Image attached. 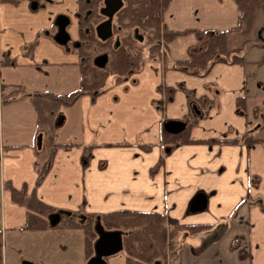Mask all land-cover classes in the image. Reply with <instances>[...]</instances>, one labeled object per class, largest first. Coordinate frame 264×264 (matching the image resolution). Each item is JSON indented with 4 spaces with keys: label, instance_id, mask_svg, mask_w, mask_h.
Returning <instances> with one entry per match:
<instances>
[{
    "label": "crops",
    "instance_id": "crops-1",
    "mask_svg": "<svg viewBox=\"0 0 264 264\" xmlns=\"http://www.w3.org/2000/svg\"><path fill=\"white\" fill-rule=\"evenodd\" d=\"M35 1L33 13L27 1L0 2V56L7 53L14 64L47 59L77 65L74 54H64L51 37L40 36L57 12L51 2L66 12L76 10V0ZM238 18L233 0H167L161 27L179 34L163 44V60H146L119 82L107 77L95 95L84 91L65 106L67 113L56 117L49 132L67 124L65 135L50 139L46 147L49 135L40 130L23 142L4 144L0 137V233L4 244L24 249L20 262L37 264L42 258L44 264H85L92 254L84 251L82 230L70 224H80L85 215L129 210L164 216L173 234L163 264H264V143L244 142L264 138V116L253 104L258 88L248 91L242 58L214 62L205 73L179 67L190 49L203 46L196 32L233 30ZM240 98L243 103L237 105ZM191 103H197L199 114ZM166 120L185 121L186 127L167 134L162 131ZM51 150L50 166L34 188ZM6 183L25 187L27 194L34 191L40 202L58 211L54 225L25 228L26 210L11 201ZM197 194L204 196L205 206L192 211ZM105 260L125 264V255L119 251Z\"/></svg>",
    "mask_w": 264,
    "mask_h": 264
},
{
    "label": "trees",
    "instance_id": "trees-1",
    "mask_svg": "<svg viewBox=\"0 0 264 264\" xmlns=\"http://www.w3.org/2000/svg\"><path fill=\"white\" fill-rule=\"evenodd\" d=\"M239 9L238 24L235 29L224 32L211 33L196 32V36L203 46L199 51L190 49L188 59L179 63V67L192 74L205 73L210 65L214 62L225 61L221 54L228 50H239V47L229 49L226 43V37L232 33L238 32L242 37L240 45L249 40V35L254 30L256 14L260 11L264 16V0H233ZM10 4H16L17 0H0ZM100 0H78V11L82 12L90 9L92 16L96 15V9ZM167 0H126V3L118 14L117 22L125 28H136L140 30L147 45L146 54H144L142 46H136L138 40L126 35L120 39L119 43L110 45L105 42H96V46L109 48V60L105 67L96 68L89 64L88 59L84 57L86 52L78 49V54L83 56L77 61V67L80 74L79 85L74 91L63 94H51L49 92H33L25 93L22 87L11 85V90L0 93V105L9 102L17 96H25L36 113L35 122L43 124L49 132H53L55 128L56 117L62 107L72 104L84 91L90 90L92 95L103 90L105 80L111 77L113 82H119L128 75L137 72L144 61L151 59L163 60L162 47L165 42L179 34L178 32L167 31L161 27V12L166 6ZM85 22L81 21L79 26H84ZM90 26V25H89ZM185 32V31H184ZM181 32V33H184ZM139 35V34H138ZM35 44L30 43L28 50ZM240 60V59H239ZM233 59L230 62H237ZM14 60L3 53L0 56V65H13ZM8 85L0 82V89H5ZM167 100V99H166ZM243 103V98L238 99L236 104ZM193 105L192 103L190 104ZM194 105L196 106L197 103ZM202 106V103H198ZM197 107V106H196ZM206 109L201 111V116L206 114ZM166 135V134H164ZM244 142H261L264 138L246 137ZM56 146V145H54ZM53 150L46 157L41 168L37 171V177L34 188L40 184L45 176L52 157ZM5 189L10 193V199L13 203L22 206L26 210L25 228L33 230L43 229L47 223L44 220L55 211L48 208L40 202L34 191L26 193L25 187L15 189L8 183ZM94 215H85L80 224L71 223L72 227H79L83 232V244L85 253L92 254L91 242L95 238L92 229L94 223ZM100 223L106 230H120L122 235V251L125 255V264H163L161 258L164 251L170 246V238L173 232L166 229L164 225V216L154 212H138L129 210H119L111 213L100 215ZM124 238V239H123Z\"/></svg>",
    "mask_w": 264,
    "mask_h": 264
},
{
    "label": "rangeland",
    "instance_id": "rangeland-1",
    "mask_svg": "<svg viewBox=\"0 0 264 264\" xmlns=\"http://www.w3.org/2000/svg\"><path fill=\"white\" fill-rule=\"evenodd\" d=\"M19 2L27 1L28 7L30 9V4L33 0H18ZM51 6L54 9H57L56 14L52 15L50 28L48 30L43 29L40 33V36H49L52 39L57 31V26L55 24L56 17L58 15H64L69 19V22L65 28L66 32L69 34V38L65 44L55 43V45L61 49L64 54H74L78 58V60L82 59L83 56L77 54L78 46L82 47L85 50L86 42L88 39V35L86 30L83 29L84 26H78L76 23L75 11L68 8V11L64 12L61 7L62 4L51 2ZM40 7H48L44 2H40ZM36 9L32 11L35 12ZM39 13V11H38ZM254 30L249 35V40L246 43L240 45L242 37L236 33H232L226 37V43L229 49H233L235 47H239V50H228L221 54V57L225 60H233V59H243L244 66L246 69L247 75V83H248V91H252L253 88L257 89L259 96H257L256 100H252L259 106L260 112L263 113L264 116V16L258 11L256 14ZM100 16L96 18V20H100ZM40 21V19L38 20ZM31 25V24H29ZM122 31L118 34H128L131 33L132 28H123L121 26ZM259 32V33H258ZM137 33L140 35L144 34L137 30ZM259 36H258V34ZM142 38V37H141ZM54 40V39H53ZM145 39L143 38L136 42V46L143 47V53L146 54ZM94 48V46H93ZM93 51V50H92ZM96 51V50H95ZM93 51V53L89 56L88 62L92 63L93 57L98 53ZM152 60V59H151ZM28 62V64H26ZM34 62V63H31ZM79 71L76 64L74 65H62L51 63L47 59H41L40 61L32 60V61H17L16 64L11 66H4L0 68V81L4 84L8 85H17L22 87V90L25 93H33V92H49L51 94L63 95L68 94L74 91V88L77 87L79 83ZM107 79L105 81H109ZM11 88L7 87L5 89H0V93H6L10 91ZM259 97V99H258ZM249 104V103H248ZM26 107H28L29 111H27ZM68 109L62 107L59 111L57 117L62 116V114L67 113ZM248 111V107H247ZM34 109H32L31 104H29L27 98L25 96H17L14 99L10 100L7 103L0 105V137L4 144H7L11 141L13 142H23L26 137L35 130H40L46 132L47 136L45 138V147L47 146L48 141L56 140V138H61L65 135L66 130L69 129L64 125L60 130H57L55 134L49 133L47 127L43 124L34 123V116L36 119V113L34 114ZM73 115V113H72ZM264 118V117H263ZM262 120V119H260ZM262 122V121H261ZM264 124V120H263ZM74 128V127H73ZM74 130H76V125ZM40 133H37L39 135ZM36 135V138H37ZM14 136V138H12ZM35 138V141H36ZM75 139V137H74ZM73 140V139H72ZM76 140V139H75ZM78 141V140H77ZM44 152H42L43 158ZM66 216L62 215V221L65 222ZM49 220H46V222ZM0 263L1 264H20L21 256H24V249L19 247H9V244L6 242L4 244L3 235L0 233ZM124 239V238H123ZM6 241V240H5ZM91 242V249H92ZM72 246V245H70ZM69 246V247H70ZM62 250H65V246L62 247ZM71 248L67 249V254L72 252ZM123 252L122 250H120ZM88 259V258H87ZM86 259V260H87ZM37 264H44L42 258L36 260ZM86 262V261H85ZM51 264V263H49ZM53 264V263H52Z\"/></svg>",
    "mask_w": 264,
    "mask_h": 264
},
{
    "label": "water",
    "instance_id": "water-1",
    "mask_svg": "<svg viewBox=\"0 0 264 264\" xmlns=\"http://www.w3.org/2000/svg\"><path fill=\"white\" fill-rule=\"evenodd\" d=\"M32 3V2H31ZM121 6V0H102V7L99 13L105 17L103 21L98 22L94 27V32L97 38L105 40L111 36L110 18ZM36 4H30V9H35ZM57 31L54 35V42L64 44L68 40V34L65 31V26L68 24V18L64 15H58L55 20ZM107 62V55L102 53L97 55L92 63L95 67L102 68ZM195 114L199 111L194 105L191 106ZM186 127V122L182 120H166L162 123V131L176 135L181 133ZM41 143V135H37L36 147L39 149ZM205 198L202 194H197L190 202V210L196 211L204 208ZM57 214H52L48 217L51 225H54V219ZM95 238L92 243V255L86 260L85 264H107L105 258L119 252L122 249V235L120 230H106L100 223L98 217L95 218L92 225ZM20 264H33L30 261L22 260Z\"/></svg>",
    "mask_w": 264,
    "mask_h": 264
},
{
    "label": "flooded vegetation",
    "instance_id": "flooded-vegetation-1",
    "mask_svg": "<svg viewBox=\"0 0 264 264\" xmlns=\"http://www.w3.org/2000/svg\"><path fill=\"white\" fill-rule=\"evenodd\" d=\"M78 0H76V10H75V16H76V23L78 24L79 26V23H81V21H84L85 22V25L83 27L84 30H86V33L88 35V39H87V42H86V47H85V52H86V55L84 57H86L87 59L89 58V56L93 53V51L96 53V51H99L94 57L93 59L97 56V55H100L102 53L106 54L107 55V62L109 60V48L107 46H104V47H99V46H96V42L97 41H100V42H105L110 45V47L112 45H115L116 43H119L120 42V39L126 35H131L132 38L136 39V40H141V36L138 35L137 33V29L136 28H132L131 29V33H128V34H118L117 36V33H119L120 31L124 30L121 28V25H119V23L117 22L118 20V14L120 13V11L122 10V8L124 7L125 3H126V0H121V6L120 8L114 12V14L111 16L110 18V22H111V36L105 40H100L99 38L96 37L95 35V32H94V27L95 25L100 22V21H103L105 19V17L103 15H101L99 13V9L100 7H102V0H100L99 4H98V7H97V13L96 15H93L92 16V12L91 10L88 8L86 10H84L82 12V14L78 11V3H77ZM32 3L36 4L37 5V1L33 0ZM31 3V4H32ZM86 3H88V0H86ZM100 16V20H96V18ZM68 22H69V19H68ZM90 25V26H89ZM67 26V25H66ZM65 26V28H66ZM125 28V27H123ZM66 31V30H65ZM68 34V33H67ZM68 38H69V34H68ZM66 43V42H65ZM64 43V44H65ZM78 46V49H82L79 48L80 45H77ZM94 46V48H93ZM93 50V51H92ZM96 50V51H95ZM78 54V52H77ZM79 55V54H78ZM92 59V61H93ZM106 62V64H107ZM91 64L92 66L93 63H89ZM106 64L103 66L105 67ZM95 67V66H94ZM102 67V68H103ZM98 68V67H96Z\"/></svg>",
    "mask_w": 264,
    "mask_h": 264
}]
</instances>
